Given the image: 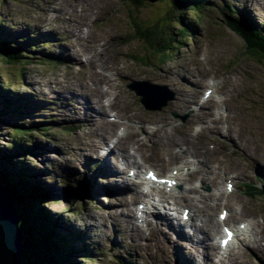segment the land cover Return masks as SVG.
I'll use <instances>...</instances> for the list:
<instances>
[{
  "label": "rangeland",
  "instance_id": "obj_1",
  "mask_svg": "<svg viewBox=\"0 0 264 264\" xmlns=\"http://www.w3.org/2000/svg\"><path fill=\"white\" fill-rule=\"evenodd\" d=\"M87 1H80V5L82 6L76 8L78 0H0L1 32H14L13 34L19 38H25L27 35L43 38V35L53 33L51 41H54L51 44L52 46L43 47L45 49L44 52H31L28 54L32 59L24 60L26 64L24 67L0 63V84L13 85L12 88H9V91H18V93L24 96L27 95V100L30 101V108L32 109L29 111L27 117L11 119L9 115H4L5 120L0 121V149H5L12 141H19L17 137H14L15 133L13 132L16 129V124L18 126L19 124H23L27 128L34 125L35 122H51L48 124L52 128L49 133L51 137L31 135L33 136L34 143L25 144L30 150H26L23 154L15 156L13 161L15 163L18 162V165L23 169L26 168L27 172L34 175L40 185L44 186L48 191L49 194L45 196L47 198L43 200L44 197L41 201L48 209L46 211L51 215L49 218L56 223L57 228L62 233L64 227L71 228L83 237L82 240L75 243L77 252H73L69 257L71 264H117L118 257H121L123 261L129 264H183L184 258L175 248L166 247L165 244L162 253H156L157 257L154 256L153 252L155 251L152 250L159 251L157 247L152 248L151 246L149 248L147 243L145 246L142 245L140 249L125 246L124 240L121 238V235L124 234L116 226L113 227L114 223L111 225L110 219L116 217L115 220H120L119 218L122 215H116L122 211L125 212V201L128 194L125 192L122 194V191L117 192L111 187L105 188V184L108 182L114 185L110 175H108L106 183L101 179L102 176H100L99 172L94 173L99 174L98 177L94 176V174L90 176L91 172L89 171H92V160L88 155H92V148L94 147L91 142L88 145L89 148L86 149L84 138H88L91 131L87 129V125L80 128L74 125L69 126L71 118L79 125L84 124L85 120L64 116L65 111L70 112L71 108L68 105L62 108L61 104H59L61 100L56 96V100L59 101V112L58 108L51 103L50 90H44L43 85L49 80L52 81L49 83L52 85L51 90H55V93L64 91L67 94L71 91L68 88L70 82H79L77 78L81 75L79 73L78 77L74 78V72L79 68L78 66L74 67V65L77 63L83 64V66L88 64L86 57L82 56L83 52L78 50L80 49L78 44H80L82 39H85L83 42L84 47H97L101 45L103 50L108 52L110 58L118 61L119 65L121 64L126 69V66H129L130 69L145 72L142 75L144 77L145 74L149 75V77L139 79H136L139 77L136 75L135 78L123 77L118 79V84L122 88L121 92L136 112L151 119L159 116L167 117L168 124L164 125L162 129L170 130L173 127H177L178 129L173 135L182 136L183 134L179 128H184L190 136L195 138L196 133L188 131L187 126L194 125L191 119L193 112L197 108L196 106H192L188 110L186 108L187 111L182 112L176 106H172L171 101L161 111H147L127 86L133 81H149L164 85L168 88L169 92L175 94L176 98L177 85H171L169 82L157 83L151 79L150 75L154 73L160 77H168V73L164 72L165 67H175L181 62L190 63L194 59L200 60L202 58L203 60L202 54H210V57L208 56L209 58L204 60L202 64L203 70L210 81L217 83L223 88L225 83L224 78L229 74H233L236 83L231 88H227L226 86L225 89L232 91V88H236V86L239 90H244L245 87L250 85L253 87L252 92H248L247 94L238 95L236 92L233 93L234 100L232 101L233 105L243 102L246 107L244 116L248 115L250 117L244 118L252 126V131L247 137V139H250L248 141L250 144L249 152L251 153L249 154L247 151L245 153L242 152V154L234 152V149L232 150L230 145L224 143V137L216 136V140H213L207 134L200 136L198 139L201 143L207 142L209 149L214 150L224 159L242 162L246 175L234 178L233 182L227 183L228 185L226 184V188L229 186L231 191H234L238 197L243 199L244 205L247 208L246 210L250 211L252 209L250 212H253L252 214L254 215L258 212L263 213L264 196L252 194L250 189H246L244 185L248 184L249 186L253 185L262 190L264 189V62H260L258 59L245 53L242 39L236 36L225 23L224 17L220 14L219 8L221 7L218 8V6H221L222 1L232 2L239 11L244 12L248 17H255L254 25H258L264 29V1L258 0L262 1V5L257 0H212L214 2L210 0L217 7L202 9L204 11L197 16L201 21H198L196 14L186 16V20L192 21V35L190 33V35L185 36L171 53L163 55L148 50L150 47L146 43L144 44L143 40H139L138 36L140 34L145 36L146 34L150 35L151 27L154 28L156 26L157 28H161L167 24L166 19L168 18L163 17L172 7L169 0H159L156 3L142 1L139 5H135L132 0H109V2H107L108 0H97L98 2L94 4L95 7L85 5L88 4ZM109 3L112 8H109ZM75 9H78V12L75 16H72L70 11ZM53 10L61 14L57 16L56 13L52 16L51 12ZM100 10L102 14L105 10V16L98 15ZM97 15L102 18H98ZM71 16L72 18L84 21L90 20L89 29L84 28L80 30L82 26L76 20L70 21ZM134 24H137L139 29L138 27L135 29ZM171 25L173 26L174 24L172 23ZM72 28L74 31L70 30ZM107 28H111L110 32H114L118 28L120 30L119 36L114 38L113 36L115 35L107 32ZM7 38L11 39L10 36ZM71 51L75 55H81V57L78 60H74L71 56ZM216 52H220L218 58L215 56ZM52 54L60 55L61 60L63 57L65 59L67 57L69 60L68 62L60 60L61 64L44 62L47 57H50V60L56 58ZM236 70L239 71L238 74L235 72ZM33 80L39 81L38 85L40 87L38 85L32 86L30 82ZM186 86L187 84L183 87L186 88ZM191 91V88L186 89L185 94H187V97ZM35 100L42 101L41 103H35ZM65 101L61 102L64 103ZM40 104L42 106L38 108ZM1 106L4 108L3 105ZM121 106L123 107L122 111H127L128 106L124 104V101L121 102ZM93 113L92 117L96 121L98 118L94 115L97 113ZM116 115L117 112H113L108 117L120 120L116 118ZM183 117H186V119L182 120ZM63 121H67L66 123L68 124L63 123ZM128 124L138 128L143 137L148 136L154 129H157L155 125H146V123L140 120H134L128 122ZM67 126L72 128L70 129L71 131L61 130ZM56 128L60 130L57 131ZM194 128L196 131L200 130L197 126H194ZM164 137L170 139L166 142L168 149L182 152L181 147L177 146L176 142L173 141V136L165 134ZM228 143L235 147L232 137H229ZM146 148L150 151L154 150L149 143L146 144ZM93 154L95 153L93 152ZM103 155L104 153H102L100 158ZM86 158L88 161L85 160ZM112 160L114 162L113 164L109 163L112 166L109 170L113 172V175L118 180L119 176L114 171V167L117 168L119 165L114 157ZM171 164V162L168 163L167 167L169 169L165 172L166 174L170 173L172 175L171 169L174 165L170 166ZM146 166L141 175L142 177L140 179L133 178L134 180L143 181V176H146L147 169L153 168L151 164ZM88 167H91L89 171ZM211 170L208 169V171ZM129 171L126 174L128 177H130L131 172L133 173L132 169H129ZM156 171H160V169L156 167ZM178 172L180 173V170ZM95 177L100 179V182H103L99 187L97 186V180L94 179ZM65 178L68 181H64ZM195 185L198 186V189L202 193L211 196L208 202H214V188L206 185L204 181H199ZM184 187L185 185L180 184L176 189L182 190V193L185 190ZM77 191L78 193H76ZM75 193L78 195H75ZM93 194L96 196L93 197ZM73 197L77 199L72 200ZM171 203L169 202V205ZM140 205L141 203H137L136 208L139 209ZM229 212H231V209ZM259 220L261 223L264 221L262 218ZM231 225L235 226L237 223L234 224L232 222ZM110 230L114 231V233L110 234V238L107 239ZM69 233L70 231H68ZM242 238V236H239L235 240L236 247L234 246V248L236 253L240 254L242 252L243 256L241 255V258L242 260L244 259V264H264V247L259 253H255L256 250L254 249H252V252L250 247L249 249L244 248ZM217 240L219 242V239ZM177 242L176 239H173V243ZM71 247L73 248L72 243ZM126 257L130 259H126ZM195 261L192 259L189 261V264H193ZM216 263L217 261H215ZM198 264L202 263L198 262Z\"/></svg>",
  "mask_w": 264,
  "mask_h": 264
},
{
  "label": "bare ground",
  "instance_id": "obj_2",
  "mask_svg": "<svg viewBox=\"0 0 264 264\" xmlns=\"http://www.w3.org/2000/svg\"><path fill=\"white\" fill-rule=\"evenodd\" d=\"M80 1L82 0H78L76 8L82 6L80 5ZM206 1L208 5H214L211 3L212 0ZM97 2V0H88V4L85 5L95 7L94 4ZM258 2L263 5L262 1ZM109 8H112L110 3ZM77 12L78 9L70 11L72 16H75ZM51 13L53 14L52 16L56 13L57 16L61 14L54 10ZM98 15L105 16V10L103 14L100 10ZM72 16L70 17V21H78L82 26L80 30L84 28L89 29L90 20L84 21L72 18ZM98 18L102 17L98 16ZM70 30L74 31L73 28ZM106 30L110 34L115 35L113 36L114 38L119 36L120 30L118 28L114 32L109 31L111 28H107ZM17 38L23 39V37L19 38L18 36ZM84 40L82 39L80 44H78L80 48L78 50L83 52L82 56L86 57L88 64L83 66V64L77 63L74 65V67H79L74 72V78H77L79 73H81L77 78L79 82H70L68 88L71 91L67 94L64 91L55 93V90H51L52 85L49 83L52 81L49 80L43 85V89L50 90L51 103L57 108L59 107V101L56 100V96L61 101L67 100L64 103L59 102L62 108L66 105L71 108L70 112L65 111L64 116L85 120V123L82 125L76 123L72 118L69 120V124L66 123L67 121H63V123L76 127L87 125V129L91 131L88 138H84L86 149L89 148L88 145L91 142L94 147L92 148V155H88L91 157L88 158L92 160L91 165L95 167V172L100 173L104 183H106L108 175H110L114 182V185L110 182L106 183L105 188L108 189V187H111L117 192L122 191V194L123 192L128 194L125 201V212L122 211L116 215H122L119 218L120 220H115L116 217L110 219L111 225L114 223L113 227L116 226L124 234L121 235V238L124 240L125 246L140 249L142 245L145 246L147 243L149 248L151 246L152 248L157 247L160 251L165 244L166 247L170 246L171 248H175L184 258V264H189V261L192 259L196 260L193 264H198V262L202 264H215V261H217L216 264H244V259L242 260L241 258L242 252L240 254L235 252L234 240L229 245L226 236L225 238L223 237L225 239L224 248H222L217 240L222 239L224 229H228L236 233V236L243 237L241 240L245 249H249L250 247L252 252V249H254L256 250L255 253H259L264 247V221L261 223L259 220L260 218L264 220V210L263 213L258 212V215L252 214L253 212H250L252 209L250 211L246 210L247 208L244 205L243 199L238 197L234 191L229 192L228 187L226 188V184L233 182L234 178H240L246 175L245 167L242 162L224 159L214 150L209 149L207 142L201 143L198 139L200 136L207 134L213 140H216V136L224 137V143L230 145L232 150L234 149V152L242 154V152L245 153L247 151L250 154V144L248 141L250 139H247V137L252 131V126L244 118L250 117L248 115L244 116L246 107L243 102L233 105L232 101L234 100L233 93L236 92L238 95L247 94L248 92H252L253 87L250 85L245 87L244 90H239L236 86V88H232V91L225 89L226 86L227 88H231L236 83L233 74H229L224 78L225 83L223 88L217 83L210 81L202 65L204 60L210 57V54L207 53L202 54L203 60L202 58L200 60L194 59L190 63L181 62L175 67H165L164 72L168 73V77H160L152 73L150 75L152 77L151 79L157 83L169 82L171 85H177V94L174 102H172V106H176L182 112L187 111L192 106L197 107L191 119L194 125L187 126L188 131L196 133V137L193 138L190 136L184 128H179L183 134L182 136H175L173 134L178 129L177 127H173L170 130L162 129L164 125L168 124L167 117L159 116L151 119L140 115L128 103L121 92V85L118 84L119 78H135L136 75L139 76L136 78L138 79L149 77V75L145 74L144 77L142 75L145 72L130 69L129 66H126V69L121 64L119 65L118 61L110 58L108 52L106 50L104 51L101 45L97 47H84ZM13 42H16V40L14 39ZM53 42L49 41V43ZM219 54L220 52H216L215 56L218 58ZM71 56L74 60H78L81 57V55L73 54V51H71ZM58 59L61 60V57ZM62 60L63 62H68L69 59L63 57ZM235 72L237 74L239 73L237 70ZM38 83L39 81L37 80L30 82L32 86H37ZM185 84H187L186 88L183 87ZM187 88L192 89L188 97L185 94ZM208 89H213L214 94L205 97V92ZM36 91L38 90L36 89ZM122 101L128 106V109L124 106L127 109L125 112L122 111ZM58 111L60 112L59 108ZM93 112L97 113L94 115L98 118L96 121L92 117ZM113 112H117L116 118L120 120L110 119L108 117ZM134 120H140L146 123V125H155L157 129H154L148 136L143 137L138 128L128 124V122ZM194 126L199 127L200 130L196 131ZM165 134L174 137L173 141L176 142L177 146L181 147L182 152L167 148L166 142L170 139L165 138ZM229 137H232L235 147L228 143ZM65 139L67 138L65 137ZM147 143L154 150H148L146 148ZM97 147L98 149H96ZM102 153L104 155L100 158ZM113 157L119 165L117 168L114 167V171L119 176L118 180L113 175V172L109 170L112 167L110 164L114 162L112 160ZM85 160L88 161L87 158ZM169 162L172 163L170 166L174 165L171 169L172 175L165 173L169 169L167 167ZM148 164L153 166V168L147 169L148 172H152L155 176L151 181L155 183L156 180L163 179L165 181L163 185L152 186L146 183V181H132L133 179L126 175L130 172L129 169H132L134 176L139 178V175L143 173ZM156 167L160 171H156ZM208 169L212 170L208 171ZM179 170L180 173H178ZM96 176L98 177L99 174H96ZM96 180L98 182L97 186L99 187L103 182H100V179L97 178ZM199 181H204L206 185L214 188V202H208L211 196L202 193L198 189V186L195 185ZM173 184L185 185L184 192L181 193V190L173 188L167 190L168 185ZM12 201L14 202L13 197ZM169 202H172L171 205H169ZM137 203L148 205V209H152L142 210L143 212L147 211L148 214V217L146 219L144 217L143 220L145 225L138 222L143 216L140 214L139 209L136 210L134 208ZM162 209L164 213L161 211ZM230 209L231 212H229ZM166 210L172 213L169 214ZM180 211H182L181 214ZM223 211L226 212V217L221 221L218 217ZM170 215H173V217ZM152 217H158L161 222L153 221ZM183 219L186 222H183ZM232 222L234 224L237 223V225H231ZM15 223H17L18 227L20 226L19 220L15 221ZM111 225L110 227L113 228ZM65 233L67 234L68 231ZM113 233L114 231L110 230L107 239ZM173 239H176L178 242L173 243Z\"/></svg>",
  "mask_w": 264,
  "mask_h": 264
},
{
  "label": "trees",
  "instance_id": "obj_3",
  "mask_svg": "<svg viewBox=\"0 0 264 264\" xmlns=\"http://www.w3.org/2000/svg\"><path fill=\"white\" fill-rule=\"evenodd\" d=\"M132 1L135 5L142 2V0ZM170 3L174 8L170 19H167L169 23L167 22L161 28L151 27L150 35L140 34L138 36L139 40H143L144 44L146 43L150 47L148 50L160 55L171 53L179 41L189 35L192 21L186 20V16H190L195 11H203L202 9L205 8L202 2L195 3V0H170ZM224 10L226 17L230 20L227 19L229 25L244 41L245 53L260 62H264V30L255 29L250 23L247 24L244 20L234 18L232 11L226 7ZM134 25L136 29L138 25ZM176 29L178 30L176 31ZM3 33L8 35L6 31ZM13 41L12 37L11 39H3L0 33V63L24 67L26 65L25 58L19 51L21 47L26 46L30 51L31 46L36 47L37 45L38 48L36 47V49H41L39 48L41 46L35 44L32 39L27 40L24 46ZM12 87L13 85L10 84H0V107H2L1 105L4 106L2 110L0 108V121L5 120L4 115L6 114H10L9 117L21 118L28 113L30 102L25 97H17L18 102L15 103L14 92L9 91V88ZM15 127L16 129L13 130L14 137H17L19 141H12L5 149H0V185L13 193L14 209L20 224L18 228L23 237L21 264H71L69 257L74 251H77L75 243L79 240L78 235L75 236L71 230L69 234H65L57 228L56 223L50 220L49 216L51 215L47 213L46 210L48 209L41 201L49 194L48 191L40 185L38 180L33 176L31 177L26 168L23 169L18 165V162L13 161L14 156L30 150L25 145L26 143H34L33 139H28L30 135L38 133L47 135L50 128H42L38 124L27 128L16 124ZM117 264L129 263L120 258Z\"/></svg>",
  "mask_w": 264,
  "mask_h": 264
},
{
  "label": "water",
  "instance_id": "obj_4",
  "mask_svg": "<svg viewBox=\"0 0 264 264\" xmlns=\"http://www.w3.org/2000/svg\"><path fill=\"white\" fill-rule=\"evenodd\" d=\"M156 3L159 0H142ZM129 88L141 96V103L147 110H161L173 100V96L164 97L162 88L148 82H135ZM163 91V92H162ZM162 95H158L161 94ZM155 96L163 97L162 103L155 105ZM11 190L0 185V264H21L23 255V237L17 223V214L12 201Z\"/></svg>",
  "mask_w": 264,
  "mask_h": 264
}]
</instances>
